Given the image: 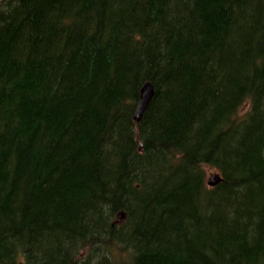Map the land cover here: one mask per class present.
<instances>
[{"label": "trees", "instance_id": "16d2710c", "mask_svg": "<svg viewBox=\"0 0 264 264\" xmlns=\"http://www.w3.org/2000/svg\"><path fill=\"white\" fill-rule=\"evenodd\" d=\"M0 63V264H264V0H0Z\"/></svg>", "mask_w": 264, "mask_h": 264}, {"label": "water", "instance_id": "95a60500", "mask_svg": "<svg viewBox=\"0 0 264 264\" xmlns=\"http://www.w3.org/2000/svg\"><path fill=\"white\" fill-rule=\"evenodd\" d=\"M153 92H154L153 85L150 81H145L140 87L139 100L136 104L134 111V118L137 121L141 118L143 111L145 110L147 104L149 103L153 95ZM220 179H221L220 174L218 172H213L208 176L207 183L210 185H214Z\"/></svg>", "mask_w": 264, "mask_h": 264}, {"label": "bare ground", "instance_id": "6f19581e", "mask_svg": "<svg viewBox=\"0 0 264 264\" xmlns=\"http://www.w3.org/2000/svg\"><path fill=\"white\" fill-rule=\"evenodd\" d=\"M79 4V3H78ZM27 9V8H26ZM76 9V8H75ZM19 10V9H18ZM113 15V14H112ZM67 17V16H66ZM73 17V16H72ZM112 17V16H111ZM65 20V19H64ZM105 24V23H104ZM105 27V26H104ZM61 28V27H60ZM104 29V28H103ZM92 30V29H91ZM67 32V31H66ZM99 32V31H98ZM40 33V32H39ZM11 34V33H10ZM76 37V36H75ZM22 57V56H21ZM1 64V63H0ZM52 66V65H51ZM50 68V67H49ZM49 71V70H48ZM18 74V73H17ZM32 86V85H31ZM41 87V86H40ZM28 89V88H27ZM8 90V89H7ZM42 91V90H41ZM45 94V93H44ZM0 107H2V106H0ZM134 120V119H133ZM131 129H132V127H131ZM119 135V134H118ZM117 136V135H116ZM121 137V136H120ZM6 143H7V141H6ZM106 143V142H105ZM106 146V145H105ZM103 149V148H102ZM158 149V148H157ZM164 151H165V149H164ZM102 152V151H101ZM113 157V156H112ZM130 160V159H129ZM111 164V163H110ZM115 164V163H114ZM109 165V164H108ZM133 165V164H132ZM107 167V166H106ZM115 167V166H114ZM98 168V167H97ZM103 168V167H102ZM134 169V168H133ZM123 171V170H122ZM129 173V172H128ZM116 177V176H115ZM114 177V178H115ZM120 180V179H119ZM222 180V179H221ZM220 180V181H221ZM6 187V186H5ZM109 189V188H108ZM7 190V189H6ZM239 190V189H238ZM110 194V193H109ZM112 198V197H111ZM229 206V205H228ZM5 223V222H4ZM10 236V235H9ZM9 238V237H8ZM79 241V240H78ZM17 244V243H16ZM22 246V245H21ZM13 253V252H12ZM11 254V253H10ZM17 254V253H16ZM23 254V253H22ZM82 255V254H81ZM86 255V254H85ZM16 256V255H15ZM4 257V256H3ZM23 257V256H22ZM7 258V257H6ZM26 259V258H25ZM11 260V259H10Z\"/></svg>", "mask_w": 264, "mask_h": 264}, {"label": "rangeland", "instance_id": "374dc122", "mask_svg": "<svg viewBox=\"0 0 264 264\" xmlns=\"http://www.w3.org/2000/svg\"><path fill=\"white\" fill-rule=\"evenodd\" d=\"M211 170L214 171V169H208L207 172H209V171H211Z\"/></svg>", "mask_w": 264, "mask_h": 264}]
</instances>
